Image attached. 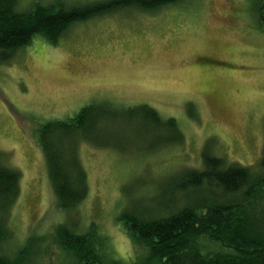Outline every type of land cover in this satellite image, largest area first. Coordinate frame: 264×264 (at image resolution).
I'll list each match as a JSON object with an SVG mask.
<instances>
[{"label": "rangeland", "instance_id": "1", "mask_svg": "<svg viewBox=\"0 0 264 264\" xmlns=\"http://www.w3.org/2000/svg\"><path fill=\"white\" fill-rule=\"evenodd\" d=\"M35 1L21 0V6ZM263 4L183 0L157 11L123 9L74 24L57 44L38 35L1 64L0 161L21 176L9 214L13 240L0 253L11 257L15 244H28L34 256L41 246L38 260L65 264L54 231L71 221L84 229L98 225L119 264H158L118 221L121 210L133 198L151 207L166 179L202 170L207 147L228 164L255 168L264 155ZM94 102L123 109L149 105L174 118L185 137L151 148L154 139L142 127L128 126L109 139L124 149L83 142L89 194L71 216L58 206L39 131Z\"/></svg>", "mask_w": 264, "mask_h": 264}, {"label": "trees", "instance_id": "2", "mask_svg": "<svg viewBox=\"0 0 264 264\" xmlns=\"http://www.w3.org/2000/svg\"><path fill=\"white\" fill-rule=\"evenodd\" d=\"M181 1L99 0L71 4L36 0L31 7L23 8L21 0H0V65L38 35L57 44L76 23L123 9L157 11ZM258 12L260 27L264 29V4L258 6ZM128 126L154 139L151 148L182 143L185 137L174 118L165 119L146 104L123 109L107 102H94L74 118L41 126L39 144L62 210L74 216L89 194L80 145L90 141L97 146L124 149L109 139L123 134V127ZM202 157V170H184L166 179L151 207L144 200L133 198L121 210L118 221L147 246L149 262L264 264V155L258 168L228 164L211 154L208 147ZM20 176L0 161V247L13 240L8 223L10 210L20 194ZM54 235L67 256L65 264H119L108 237L98 225L84 229L68 221L57 225ZM37 243L44 244L42 239ZM39 248L31 256L28 244H15L13 256L0 253V264H44L37 258Z\"/></svg>", "mask_w": 264, "mask_h": 264}]
</instances>
